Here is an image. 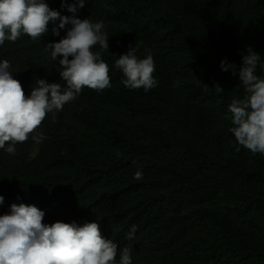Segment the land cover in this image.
Masks as SVG:
<instances>
[{
    "label": "trees",
    "instance_id": "1",
    "mask_svg": "<svg viewBox=\"0 0 264 264\" xmlns=\"http://www.w3.org/2000/svg\"><path fill=\"white\" fill-rule=\"evenodd\" d=\"M47 2L62 16L103 21L108 50L92 51L108 63L112 86L84 88L14 155L0 149V215L24 203L45 224L97 222L118 245L117 262L129 246L132 264H264V155L229 132L228 105L245 92L238 71L220 67L238 70L250 46L264 77V0H86L76 13ZM52 27L0 45L26 95L37 79L65 85L62 57L52 60L46 44L71 25L59 35ZM130 46L153 57L157 86L147 92L125 87L115 68Z\"/></svg>",
    "mask_w": 264,
    "mask_h": 264
},
{
    "label": "clouds",
    "instance_id": "2",
    "mask_svg": "<svg viewBox=\"0 0 264 264\" xmlns=\"http://www.w3.org/2000/svg\"><path fill=\"white\" fill-rule=\"evenodd\" d=\"M85 3L86 0L71 3L61 0L62 7L71 13ZM50 24L53 35L71 25L59 42L46 44L52 60L62 57L59 74L64 86L37 79L31 94L26 95L20 81L9 71V61H0V149L11 155L15 154L16 145L25 143L49 113L55 119L56 113L76 100L84 88L103 91L112 86L108 63L99 51H92L96 45L108 50L109 37L102 31L103 21L62 16L49 7L47 0H0V45L6 40L15 42L22 34L38 40L49 32ZM135 51L130 46L115 60V68L123 73L125 87L143 88L147 92L157 86L154 60L150 54L138 58ZM247 53L238 70L234 63L220 62L222 71L231 70L233 75L238 71L245 92L242 99L234 98L228 105L233 125L229 132L240 146L264 155V77L255 74L261 57L250 46ZM215 89L223 92L219 85ZM44 138L42 134L32 136L37 143ZM134 179H143L141 170L134 173ZM3 203L4 197L0 195V205ZM44 216L38 207L24 203H13L9 213L0 215V264H132L129 246L119 251L117 262L118 245L104 238L99 223L45 224ZM136 231L137 226L132 225L126 239L132 240Z\"/></svg>",
    "mask_w": 264,
    "mask_h": 264
}]
</instances>
